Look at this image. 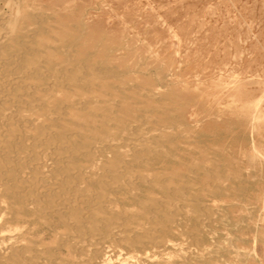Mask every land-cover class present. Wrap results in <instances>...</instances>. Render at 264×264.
<instances>
[{"label": "bare ground", "instance_id": "obj_1", "mask_svg": "<svg viewBox=\"0 0 264 264\" xmlns=\"http://www.w3.org/2000/svg\"><path fill=\"white\" fill-rule=\"evenodd\" d=\"M53 1L0 0V198L15 219L43 221L50 230L59 228L61 237L117 235L128 247H164L175 228H196L207 213L201 204L207 190L195 184L211 183L216 194L227 171L215 163H188L183 167L195 174L192 181L182 172L155 170L151 164L169 154L161 137L170 120L148 123L157 108L137 96L150 100L166 85H152L137 71L132 78L142 84L129 86L130 68L117 67L120 46L91 51L96 45L86 44V25L66 18L68 7L56 8L61 3ZM129 103L142 108L122 114ZM120 196L136 211L122 206ZM181 206L188 216L177 215ZM4 229L3 237L15 236L16 229ZM7 237H0V253L12 255ZM96 245L89 252L97 263L111 264L106 247Z\"/></svg>", "mask_w": 264, "mask_h": 264}, {"label": "rangeland", "instance_id": "obj_2", "mask_svg": "<svg viewBox=\"0 0 264 264\" xmlns=\"http://www.w3.org/2000/svg\"><path fill=\"white\" fill-rule=\"evenodd\" d=\"M55 1L61 3L56 8L68 7L66 18L86 25V44L96 45L91 51L120 46L117 67L130 68L129 86L142 84L132 78L137 71L152 85H166L157 87L150 100L143 93L137 96L140 104L157 108L148 123L160 122L162 116L170 120L168 135L161 137L170 155L152 167L164 176L182 172L195 181L183 165L215 163L228 175L216 194L211 183L195 184V189L207 190L201 195L207 213L196 228L187 223L185 231L175 228L164 247H128L117 235L114 242L112 236L61 237L59 228L50 230L43 221L15 219L0 198V231L16 229L13 237L0 233L1 239L12 238L14 252L0 253V264H98L89 252L98 243L106 247L111 264H264V0H54L53 5ZM127 105L122 114L142 108ZM119 199L136 211L127 198ZM176 212L188 216L189 209L181 206ZM53 231L59 234L53 236Z\"/></svg>", "mask_w": 264, "mask_h": 264}]
</instances>
